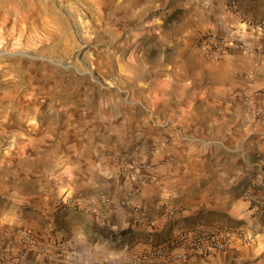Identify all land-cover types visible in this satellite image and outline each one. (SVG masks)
Segmentation results:
<instances>
[{
  "label": "crops",
  "instance_id": "crops-1",
  "mask_svg": "<svg viewBox=\"0 0 264 264\" xmlns=\"http://www.w3.org/2000/svg\"><path fill=\"white\" fill-rule=\"evenodd\" d=\"M229 24L237 44L261 53L235 45L216 62L196 56L164 63L144 95L132 96L130 103L141 107L127 113L123 131L82 140L79 152L59 163L56 190L36 196L31 212L4 218L63 243L69 254L66 262L57 248L47 258L32 253L23 264H130L142 243L145 249L179 229L218 224L252 236L235 246L236 264H264V213L255 216L243 196L249 190L264 199V187L255 184L264 179V32ZM131 158L151 167L133 181L120 176ZM69 198L76 208L64 203ZM85 201L97 212L83 210ZM167 210L175 211L172 218ZM122 245L130 251L119 263L113 250Z\"/></svg>",
  "mask_w": 264,
  "mask_h": 264
},
{
  "label": "rangeland",
  "instance_id": "rangeland-1",
  "mask_svg": "<svg viewBox=\"0 0 264 264\" xmlns=\"http://www.w3.org/2000/svg\"><path fill=\"white\" fill-rule=\"evenodd\" d=\"M254 14L264 17V0H0V224L21 226L4 218L56 190L59 163L82 140L123 131L127 113L141 107L132 96L144 95L161 65L218 61L233 47L212 59L207 38L233 40L229 21L264 23ZM127 251L113 250L119 263ZM236 255L198 261L236 264Z\"/></svg>",
  "mask_w": 264,
  "mask_h": 264
},
{
  "label": "built area",
  "instance_id": "built-area-1",
  "mask_svg": "<svg viewBox=\"0 0 264 264\" xmlns=\"http://www.w3.org/2000/svg\"><path fill=\"white\" fill-rule=\"evenodd\" d=\"M229 8L237 17H243L242 12L235 6H229ZM255 27L264 32V23L256 24ZM206 42L207 44L205 43L202 49L212 59H218L221 53L230 50L235 45L247 54L261 53V48L241 43L237 44L231 38L227 39L211 35ZM244 102L249 108L247 99ZM248 113L258 115L255 110L251 109H249ZM124 164L122 176L131 181L137 179V175L141 174V170L151 168L149 164L137 162L133 158L127 160ZM255 184L257 187H264V179L259 180ZM243 196L255 216L264 213V199L256 197L249 190L244 192ZM71 202H73L72 198L67 199V203ZM83 210L88 213H95L97 212V207L93 202L85 201ZM133 211L134 213H139L137 208L133 209ZM166 213L168 218H172L175 211L167 210ZM251 240L252 236H248L242 230L231 229L223 224L205 229H183L174 234V236H170L165 242L153 244L139 253H135L131 256L130 264H146L156 261L169 262L171 264L189 263L193 258H208L215 252L230 251L235 246L245 244ZM56 248L66 257L65 261L68 262L69 254L65 251L67 248L63 243L45 241L31 229L23 226L0 224V264H23L26 257L32 253L47 258L53 254V250Z\"/></svg>",
  "mask_w": 264,
  "mask_h": 264
},
{
  "label": "trees",
  "instance_id": "trees-1",
  "mask_svg": "<svg viewBox=\"0 0 264 264\" xmlns=\"http://www.w3.org/2000/svg\"><path fill=\"white\" fill-rule=\"evenodd\" d=\"M108 235L110 234V237L114 238L115 237V233L113 231H107ZM120 235H125L123 232L119 233Z\"/></svg>",
  "mask_w": 264,
  "mask_h": 264
}]
</instances>
